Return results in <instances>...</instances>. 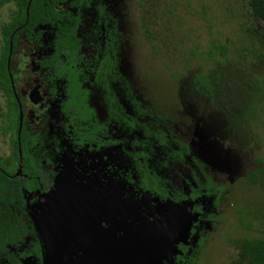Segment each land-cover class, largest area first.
<instances>
[{
    "label": "flooded vegetation",
    "instance_id": "flooded-vegetation-1",
    "mask_svg": "<svg viewBox=\"0 0 264 264\" xmlns=\"http://www.w3.org/2000/svg\"><path fill=\"white\" fill-rule=\"evenodd\" d=\"M174 1L44 0L35 21L33 0H0V171L24 180L23 208L16 201L13 209L30 232L19 249L11 247L18 256L38 238L32 217L38 201L68 178V199L88 185L140 206L134 224L129 216L112 215L116 237L144 228L143 221L166 220V202H187L194 217L190 230L176 238L163 264H207L220 249L215 238L224 229L222 238L234 252L227 264L239 260L236 241L252 232L241 226L239 211L247 202L232 212L235 230L228 226L240 178L232 176L236 170L213 169L201 150L243 166L247 186L248 174L264 159L246 158L251 149L241 137L264 135V82L236 93L229 67L240 60L227 49L229 62L221 49L204 54L214 49L215 37L230 45L229 37L220 39L231 24L229 12L216 8L209 28L200 12L191 15L188 9L184 21ZM192 20L206 24L203 31L188 28ZM199 38L208 40L201 44ZM150 57L158 59L160 76L172 74V90L150 73ZM201 72L213 95L201 92ZM147 197L157 204L151 214L150 203L142 204ZM128 237L131 244L140 240ZM28 252L19 258H41ZM0 264L11 263L0 257Z\"/></svg>",
    "mask_w": 264,
    "mask_h": 264
},
{
    "label": "water",
    "instance_id": "water-1",
    "mask_svg": "<svg viewBox=\"0 0 264 264\" xmlns=\"http://www.w3.org/2000/svg\"><path fill=\"white\" fill-rule=\"evenodd\" d=\"M228 126L230 133L231 126ZM201 152L213 169L236 170L232 173L234 176L241 170L247 171L234 160L227 162L221 156H215L216 151L212 149L208 150L209 153ZM67 179L60 180L53 192L38 201L32 217L41 244V258L28 256L21 260L22 264H160V250L174 249L176 238L188 235L194 219L187 210L188 203L175 205L166 202L165 210L170 209L166 220L143 221L144 228L140 224L133 232L129 231L132 235L116 237L112 215L129 216L132 220L135 215H140L138 203L136 207L131 199L113 198L109 193L90 189L88 185H82L77 194L68 199L64 188ZM128 236L140 240L131 244Z\"/></svg>",
    "mask_w": 264,
    "mask_h": 264
},
{
    "label": "trees",
    "instance_id": "trees-1",
    "mask_svg": "<svg viewBox=\"0 0 264 264\" xmlns=\"http://www.w3.org/2000/svg\"><path fill=\"white\" fill-rule=\"evenodd\" d=\"M200 1L201 0H198V3L201 4V11L193 8L191 2H188V6L186 5L187 9L193 11L191 15H193L195 11L197 13L200 12V14L202 13L203 19L207 16L209 28H212L214 24L212 23L213 14L215 17H218V15L215 14L216 8L222 11L225 10L229 12L227 20L235 27H239V32L243 36V40L247 43L246 47L232 52V47L229 49L227 46L226 48L219 39L215 38L212 41L214 49L204 51V54L211 56L213 50L221 49L222 54L227 56V53H225L226 49L227 51H231L233 60L237 62L239 59L240 61L238 66L232 65V70L230 69V71L235 75L245 76L241 78V80L231 79V81L236 80L234 81L236 93L242 90V86L244 85H248L249 88L254 89L256 82L264 78V76L260 74L263 68H259L261 63L264 62V0H219L217 7H215L212 2L203 4L200 3ZM44 3V0H33L31 3L30 9H32V11H30V13L33 16V20L37 21L40 14H43ZM25 5L26 4H24L23 7H25ZM22 11L24 15L25 9ZM251 45L252 47L259 45V48L257 50L255 48L252 50ZM229 57L227 56L228 62ZM196 80L200 82L202 93L213 95V91L209 88L205 74H202V72L199 73ZM253 114L254 113H248V115L244 114V116H253ZM243 180L245 181V179ZM246 182L247 186L253 187L258 194L256 200H254L255 202H247L248 206L240 208L239 213L242 214L241 226L245 229H250L252 232H257L259 237L254 235H252V237L241 236L239 241H236L241 253L239 260L235 261L233 264H264V162H262L256 170L250 171ZM22 185H24V180L10 178L0 171V257L8 260L11 264H22L19 257H24L27 250H29L28 253L36 255L37 257L41 256L37 237L36 242L33 241L28 249L24 248L25 251L20 256L11 248L14 245L18 248L19 241L23 242L25 236L30 233L26 225L13 209L16 201L21 203L23 208L25 200L23 193L20 191ZM258 187H260V189ZM243 210L245 211L241 212Z\"/></svg>",
    "mask_w": 264,
    "mask_h": 264
},
{
    "label": "rangeland",
    "instance_id": "rangeland-1",
    "mask_svg": "<svg viewBox=\"0 0 264 264\" xmlns=\"http://www.w3.org/2000/svg\"><path fill=\"white\" fill-rule=\"evenodd\" d=\"M157 3L159 0H155ZM186 0H175L173 3H172V6H174L175 8L177 7V9H175L176 12H179V14H181L183 17H181L184 21H189L187 18V7H186V3L184 2ZM193 6L195 8H198L200 6V4L198 3V0H189ZM204 4H208V3H213V5L215 7H217V3L219 0H201ZM200 1V2H201ZM177 2V4L179 6H177L175 3ZM160 4V2H159ZM197 4H199V6H197ZM166 6V5H165ZM219 13V10L216 11V14ZM190 14V13H189ZM230 22V21H229ZM202 23H203V20H202ZM236 23V22H235ZM206 24L202 25H198L196 23V21L192 20V24L188 26V28H193V29H201L202 30V26H205ZM235 26L231 23V24H226L225 27L222 28V30L224 31L221 36V40L223 41L225 39V37H229L230 39V45L228 46V48L230 49V47H232V52H235L237 50H240L244 47L247 46V43L243 40V36L241 35V33L239 32V27H236L234 28ZM203 31V30H202ZM220 34V35H221ZM219 35V36H220ZM208 38V37H206ZM216 38V37H215ZM208 39H203V38H199L198 40H196L197 42L199 43H205ZM161 42L164 44V40L163 38L161 39ZM251 48L252 50L255 48L256 50L259 48V45H257L256 47H252L251 45ZM228 52V51H227ZM153 55V54H151ZM156 58V57H155ZM153 58V57H150L149 60L147 58V61H149V70H150V73L151 74H154V78L155 79H158V80H162V85H164L165 87H167L166 91H169V90H172V84H174L172 81L169 83V80L172 78L174 79V77L172 76L171 73H169L168 71L166 72L165 75H159L158 73V70L157 69V61L158 59L156 58ZM170 60V58H169ZM192 68H196V67H192ZM192 68L190 70H192ZM230 69L232 67H229ZM264 68V67H263ZM246 70V69H245ZM196 71H199L196 69ZM262 72H264V69H262ZM229 77L231 79H236V80H241V78L245 77L244 75H235L232 71L229 73ZM236 80H233L231 81V84L234 86V81ZM244 81H248V80H244ZM249 82H252V81H249ZM261 83L264 82V78L260 81ZM174 94V93H173ZM263 101V98L260 100V102ZM263 105V103L261 104V106ZM263 124V121H259L258 125H256V127L258 126L259 128L262 126ZM259 137L257 136H254L253 134H249L247 132V136H242L241 139L242 141L246 144V147L248 149H251V150H247V157L245 155L246 158L250 157V158H253L258 155L259 157H262L264 159V135L260 134L258 135ZM259 138V140H258ZM261 138V140H260ZM257 143H256V142ZM259 143V144H258ZM254 150V152H253ZM258 156H256V159L258 158ZM243 172V173H242ZM247 174V171L246 173H244V170H241L239 171L234 177L235 178H240L238 180H240L239 182H237V185H236V188H239V197H237L238 201L236 203V205H233L232 207H228V210L230 211V214H229V220H228V226H229V229L231 231V229L235 230V227L233 225V221H234V217L232 216V212H234V208H237L239 206H241V203H246V202H249V201H253L257 198V194L258 192L254 189V188H250V187H246L245 186V182H244V178ZM233 177V178H234ZM148 198V197H147ZM255 202V201H254ZM149 204L148 206V210L151 214L152 210L154 209L153 206H157V204H154L153 202H150L149 198H148V201H145L144 203L142 204ZM153 215V214H152ZM219 235L215 238L217 244L219 245V250L215 251L212 255H215V256H212L211 259L209 260V262L207 264H227L229 262V260L231 259V257H234L232 254L234 252H230V249L229 248H233L229 245H227L223 240L222 237H226L227 236V230L225 231L224 230H219ZM249 233V232H248ZM234 234H236V231L234 232ZM254 235L256 237H259V234L257 232H251L250 233V236L251 235ZM231 235V234H230ZM241 232H240V236H241ZM233 236V235H232ZM229 250V251H228ZM168 261H170V258L168 259ZM204 264V263H203Z\"/></svg>",
    "mask_w": 264,
    "mask_h": 264
},
{
    "label": "bare ground",
    "instance_id": "bare-ground-1",
    "mask_svg": "<svg viewBox=\"0 0 264 264\" xmlns=\"http://www.w3.org/2000/svg\"><path fill=\"white\" fill-rule=\"evenodd\" d=\"M146 221H147V220H146ZM150 222H151V223H154L155 221H153V222L150 221ZM156 222H157V220H156ZM156 222H155V223H156ZM159 228H160V227H159ZM171 237L174 239L175 236H174L173 234H171ZM171 252H172V251H171L170 249H168V250H160V252H159V254H160V260H161V261H160V264H161V263H164V262L162 261V259L165 258V259L168 260V259L170 258V257H169L170 254H168V253H171ZM156 259H157V258H154V260H156Z\"/></svg>",
    "mask_w": 264,
    "mask_h": 264
}]
</instances>
